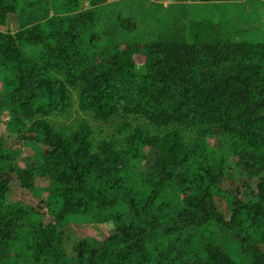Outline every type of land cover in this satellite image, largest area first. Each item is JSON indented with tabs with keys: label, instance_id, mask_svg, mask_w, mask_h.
Segmentation results:
<instances>
[{
	"label": "trees",
	"instance_id": "16d2710c",
	"mask_svg": "<svg viewBox=\"0 0 264 264\" xmlns=\"http://www.w3.org/2000/svg\"><path fill=\"white\" fill-rule=\"evenodd\" d=\"M58 1L62 10L45 23L0 32V67L7 74L0 116L6 111L11 128L38 151L35 167L16 169L0 138V264L67 258L73 264H238L217 238L192 237L211 225L237 236L248 257L244 264H264V43L230 41L217 21H182L176 34L161 31L129 46L145 56L138 75L127 44L116 46L109 35L112 26L135 31V22L117 16L103 24L101 8L80 11L79 0ZM24 2L0 0V28ZM26 48L38 49L37 55ZM65 84L78 86L80 110L99 119L123 104L126 114L159 127L204 123L216 134L225 127L240 131L229 138L225 158L202 148L203 156L196 155L175 133L148 144L136 132L135 154L143 161V149L156 154L142 185L124 154L106 146L93 153L87 130L69 139L51 131L42 118L62 110ZM194 156L202 162L192 175L187 166ZM38 179L58 192L57 213L37 194ZM173 190L182 207L162 217L156 211ZM95 212L116 219V230L101 244L73 243L65 232L72 218Z\"/></svg>",
	"mask_w": 264,
	"mask_h": 264
},
{
	"label": "rangeland",
	"instance_id": "374dc122",
	"mask_svg": "<svg viewBox=\"0 0 264 264\" xmlns=\"http://www.w3.org/2000/svg\"><path fill=\"white\" fill-rule=\"evenodd\" d=\"M25 1L22 4L21 11L17 15H11L6 25L0 28V32L14 33L19 29L45 23L54 16L55 10L59 12L62 10L58 6V0ZM79 5L80 11L101 8L99 10L101 11L103 24H111L117 16L135 22V31L124 29L115 31L116 27L112 26L109 35L112 36L111 39L116 43V46L122 47L127 44L128 50L133 53L138 75H143L145 72V56L130 49L129 46L149 42L155 33L158 34L161 31L176 34L180 31L182 21H217L220 24L218 27L221 34H225L224 38L230 41L242 42L246 40L251 43H264V0H210L206 2L204 0H79ZM100 33H103V31ZM26 51L29 55H37L38 53L36 48H26ZM6 77L5 70L0 67V96L5 90ZM78 91V86L65 84L62 93L64 99L62 110L42 119L48 122L51 131L55 135L64 139L72 138L82 130H87L89 132V146L95 154H100L104 146L111 148L116 153L124 154L126 158L128 157V168L133 174H138L136 179L141 184L144 179L146 180L149 177L151 168L155 163L156 154L153 149H143L147 156L145 161L135 154V150L130 143L136 132H140L142 139L147 141L148 144L165 134L175 133L179 137V144L182 148H186L196 155L203 153L202 148L209 152L210 157L223 156L225 158L232 149L229 138L236 137L240 131L238 127H225L223 128L224 134H216L212 132L216 130L215 127H209L204 123L192 127H183L177 123L159 127L140 116L126 114L123 104L118 107L111 118L103 120L80 110ZM2 115V117L0 116V138L4 140V148L14 156V166L16 169L35 167V161H38L37 146L31 141H22L21 134L13 130L9 124V114L5 111ZM30 125V122L25 124V134H27V129L31 127ZM205 129H208L210 133L201 136V132ZM191 161L187 168L192 175H195L197 172L196 167L201 164L202 160L200 157L194 156ZM35 185L38 188L36 190L37 194L47 200L51 211L53 213L60 211L62 203L61 199L57 197L58 192H53L51 188L48 192L49 183L46 180L38 179ZM17 191L18 184L15 185L11 197L12 201L17 200ZM179 201V194L175 190L169 191L167 197L164 196L161 200L163 206H160L159 211L156 212L162 217H173L174 214L176 215V211L179 210L176 208L182 207ZM119 214H122V212H119ZM106 215L108 214L104 213L103 216L95 212L92 215L73 217L65 230L66 235L70 237L73 243L86 240L94 245L101 244L113 234L117 226L116 219L107 218ZM121 217L125 222L127 221V217L123 215ZM203 229L191 232L192 237L194 239L199 237L206 239L201 241H207L215 237L222 247L228 248L232 259L236 263L244 264L247 262V254L233 232H220L214 225L204 226ZM252 234H255V231L246 232L245 235L250 238ZM189 237L191 238V236ZM251 238L255 239V237ZM70 249L72 251V247ZM44 264L73 263L67 258Z\"/></svg>",
	"mask_w": 264,
	"mask_h": 264
}]
</instances>
